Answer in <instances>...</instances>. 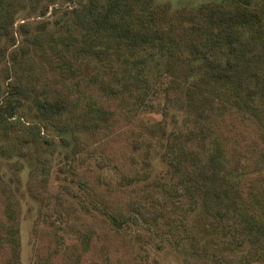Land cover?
<instances>
[{"label":"rangeland","instance_id":"rangeland-1","mask_svg":"<svg viewBox=\"0 0 264 264\" xmlns=\"http://www.w3.org/2000/svg\"><path fill=\"white\" fill-rule=\"evenodd\" d=\"M79 1L96 3L102 14L115 3L124 4L123 20L104 43L80 54L81 77L77 65L54 54L73 49L90 34L69 20L68 11ZM257 3L252 2V9ZM165 5L201 10L215 5L231 9L233 3L0 0V106L6 104L7 87L16 75L42 84L46 76L64 80L73 93L84 88L87 98L68 131L49 126L27 101L9 118L14 126L7 134L0 130V215L7 224L0 234V264H63L70 247H80L70 264H264V208L250 183L264 175V163L263 170L253 163L264 161V19L262 61L246 58L244 75L250 86L218 94L202 117L178 106L180 97L170 94L176 84L199 75L195 66H187V59L198 64L190 42L150 23ZM25 46L35 47L34 64L13 61L12 53ZM209 117L215 128L204 136L194 129L193 119L208 126ZM36 137L55 145L48 174L38 160ZM206 148L218 153L214 166L224 181L217 205L232 212L237 222L232 233L214 215V202L206 204L200 163L190 160ZM127 154L130 175L129 169L123 174L116 166ZM123 190L139 191L155 212L148 221L128 215L119 230L123 245L115 254L113 243L88 230L78 232L74 224L83 217L104 219V212L111 213L105 200ZM6 246L9 257L4 256Z\"/></svg>","mask_w":264,"mask_h":264},{"label":"trees","instance_id":"trees-1","mask_svg":"<svg viewBox=\"0 0 264 264\" xmlns=\"http://www.w3.org/2000/svg\"><path fill=\"white\" fill-rule=\"evenodd\" d=\"M233 3L231 9L214 6L204 7L201 10H191L182 8L172 10L168 6H162L156 13H153L150 23L162 30L168 32L173 37H181L185 43L194 47V58L198 64L188 60L187 66H195L193 72L197 73V79H191L189 82L181 81L176 88L172 89L170 94H178L180 97L178 106L184 104L188 107L189 112L196 113L198 116L207 114L217 98L218 94H223L224 91L230 89L234 94L238 92L242 85H249V77L244 75L249 67L245 63L249 58H254L257 62L262 61L260 54L261 37L263 35V19L264 11L260 7V1L264 0H229ZM252 2H258L252 9ZM227 11H226V10ZM124 4L115 3L110 9L102 14L99 12V7L92 2L86 5L79 1L77 6L72 11H68L70 21L79 24L90 30L87 33L85 42H77L75 47L70 49L54 50L55 55L63 56L74 67L79 68L78 75L82 76V70L79 62L80 54L85 51H91L96 45L104 43L107 35L112 33L120 21L123 20L122 11ZM29 41V40H28ZM84 44L86 46L84 47ZM188 44V43H187ZM79 48H77V47ZM35 47L25 46L20 47L12 53L14 62L20 64H34L32 52ZM76 49L77 51H75ZM258 53V54H257ZM248 58V59H246ZM78 63V64H77ZM10 78V77H8ZM80 82H82L81 78ZM58 83V84H57ZM55 85V86H53ZM60 85V86H57ZM86 90L83 88L78 93H73L69 89L67 81L53 82L45 77V83L33 81L32 79L23 80L19 75L9 83L7 87L6 104L0 106V130L7 134L9 127L14 126L9 122V118L17 113L19 107L24 102H29L35 109L36 114L41 120L58 131H68L75 118L83 110V105L87 100ZM91 97H94L91 96ZM208 116V115H207ZM209 125L206 126L203 120L193 119L194 129L200 131L202 135H210L214 123H211L212 117H209ZM36 129V127H34ZM134 129L129 130L127 143L131 144V138ZM39 134V131H38ZM35 143V150L38 155V160L45 163V173L48 174V164L52 160L54 151V142L49 138H43L42 143L36 138H32ZM127 149L129 147L126 145ZM127 160L116 161L117 168L123 173L129 169L127 175L133 172V167ZM191 161H199V169L202 180L199 184H204V200L206 204L213 205L214 215L224 222L229 228V232L237 229V222L232 212L217 202L221 201L223 174L215 169V163L218 160V153L214 148H206L195 153V157L190 158ZM132 161V159H131ZM176 161V160H174ZM258 165H262L264 161H253ZM177 163H172L173 167H177ZM263 167L261 166V169ZM263 170V169H262ZM264 175L263 173L252 179L251 188L255 191L260 206L264 208ZM183 186V185H182ZM112 197L103 198L106 201V206L111 212L105 213V218L101 220H89L81 218L74 224V229L78 232H86L87 230L101 236L103 242L107 244L113 243L111 249L118 254V246L123 244L118 241V237H122L119 233L120 228L127 221L129 214H135L142 219L148 221L154 215L155 210L148 207L144 197L139 191L123 190L111 195ZM216 203V205H215ZM154 217V216H153ZM7 228L6 219L0 215V234L4 233ZM236 232V231H234ZM6 248V249H5ZM4 256L9 257L10 249L4 247ZM80 247L72 249L62 258L63 264H70L75 261ZM100 256V255H99ZM111 260L115 263V256H111ZM128 259L126 262H129ZM195 264V263H187Z\"/></svg>","mask_w":264,"mask_h":264}]
</instances>
